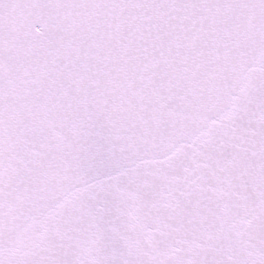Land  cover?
Segmentation results:
<instances>
[{
    "label": "snow or ice",
    "instance_id": "snow-or-ice-1",
    "mask_svg": "<svg viewBox=\"0 0 264 264\" xmlns=\"http://www.w3.org/2000/svg\"><path fill=\"white\" fill-rule=\"evenodd\" d=\"M0 264H264V0H0Z\"/></svg>",
    "mask_w": 264,
    "mask_h": 264
}]
</instances>
